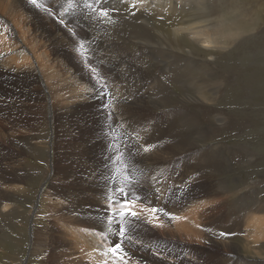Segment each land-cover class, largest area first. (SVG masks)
Masks as SVG:
<instances>
[{
  "label": "rangeland",
  "instance_id": "obj_1",
  "mask_svg": "<svg viewBox=\"0 0 264 264\" xmlns=\"http://www.w3.org/2000/svg\"><path fill=\"white\" fill-rule=\"evenodd\" d=\"M69 1H75L74 4L78 9L84 2ZM85 1L89 11L94 12L102 24L104 33L112 44H120L132 64L138 66L146 77L153 79L155 86L158 85L162 98L156 97L155 91L143 88L146 96L140 105L146 104L147 108H145L150 110L149 112L161 113L166 119L176 120L172 128L175 132L173 134H176L175 146L170 148L166 144L165 151H161L164 156L169 157L171 163L169 175L176 173L179 167L186 170L185 173L190 172L192 170L190 162H194L193 166L196 165L197 173L194 176H187L185 184L181 183L197 188L199 186L197 182L201 180L203 192L208 194H205L206 205L200 207L198 211L177 212V217L173 220H167L157 212L152 211L153 215L146 213L144 207L139 204L140 200L137 199V201L129 199L132 205L127 202L125 206L122 205L123 207L116 206L118 214L125 210L136 213L135 217L128 216L122 219L127 229L130 227L129 229L133 230L132 228L137 226L136 229L141 228L143 232L150 233L146 235V240L142 239L135 243L140 246L137 250L135 247L131 248V240L121 239L118 234L119 229L116 230L117 241L126 244V248L130 249V253L126 252L129 258L123 253L119 256L127 258V264L130 261L132 264H172L162 255L164 253L160 252L179 250H176L177 247L174 248L172 244V247L163 246L165 250L162 248L157 250L158 247L154 245L160 243L155 239H160L161 242L173 241L184 247L182 254L190 261L187 264H264V237L258 232L259 224L255 218V216L261 220L264 218V0H176L174 10L173 5L170 7L169 4L159 7V2L162 0H157L154 1L156 3L154 6L153 4L144 6L145 8H141L140 11L138 7H134L143 19H134L133 16L125 13L124 8L120 7L125 4V0H118L120 6L108 5L106 0ZM47 2L50 5L48 11H52L50 1ZM85 14L88 16V13ZM59 17L68 29L78 33V38L87 50L89 46L80 38L81 34L78 31L79 17L77 21L74 17L62 18L58 14ZM6 19L7 17L0 13L1 24L6 23L9 27L10 21ZM183 19L184 24H182ZM176 27H180L178 33L180 36L174 35L173 29ZM205 33L209 34L212 41L209 42L210 45L199 41L206 37ZM176 37L182 39V42L184 40L183 43L186 45L175 47ZM194 42L199 49L191 51L192 46H195ZM88 66L98 74V80L108 90L110 86L106 71L100 70L93 61H89ZM119 69L122 71V66ZM70 74L69 77L68 73L64 74L67 76L66 79L64 75L62 76V79L70 80V84L58 83V88L65 90L64 92L71 90L74 84L77 90L83 87L79 74L74 73L73 69ZM120 77L122 79L119 73L113 79L116 81ZM151 83L148 82L147 85L151 86ZM20 86L21 83L17 87ZM155 98L158 102L154 104ZM48 99L47 93L34 100L30 98L29 111L33 114H26L25 117L12 115L11 118L4 120L0 116L1 126L4 121L17 124V118L21 123V126L12 131L8 139L2 138L3 134L0 133V180L4 181L5 185L15 187L10 190L13 197L7 201L10 206L4 208L5 211H0L2 218L0 264H69L66 260L63 261L67 243L60 238L57 225L54 227L49 222V220L53 221L48 213L52 205L46 194L49 189L54 188L53 186H58L55 181L61 175L57 170L63 164L67 165L68 169H72L74 154L79 147L78 142L71 140L76 136L75 127H78L81 137L86 140L88 145L84 148L87 150L89 145L93 146L96 142L95 138L98 137L95 134L110 135L111 138L98 139L95 148L100 150L92 149L95 158L93 160L97 168L107 169L108 175L113 168L115 173V166H118L112 161L117 154H120L124 133L115 130L114 124H108L111 123V114H107L109 107L107 112L106 107L103 110L109 120L103 121L93 120L94 115L99 114L98 102L91 101L87 107L79 105L72 119L77 126L71 125L73 129L70 127L72 129L70 137L65 140L62 128L59 131L60 127H57L51 119L50 99ZM5 103L10 104L9 101ZM181 113L189 117V121L184 125L181 122L183 116L179 118ZM158 121H163V128L169 125V120L158 119ZM23 122L26 125H23ZM143 123L145 124V121L142 118L140 122L133 124L138 130L144 128V132L140 130V137L148 136L150 132L149 127L148 131H145ZM166 139L164 135L163 140ZM126 146L131 152L128 151V155L125 154L123 158L128 165L127 175L130 179L128 183L124 181L116 185L120 184L119 188L121 186V189H124L123 184L126 183L125 186H128L132 181L136 182L138 190H135L134 194L144 198L143 182L151 183L155 177L153 172L149 175L145 174L146 179L139 174L135 175V169L140 166L139 156L131 143ZM148 147L151 150L148 148L142 153L147 152L144 156H149L150 160L146 162L150 166L152 162L156 163L155 153L159 154L160 151L156 148L159 146L153 142ZM114 150L117 153L110 155ZM183 151L189 152L181 156ZM77 152L87 153L86 150ZM159 156L161 158L160 154ZM110 157L112 159H109ZM119 165L124 173V165ZM73 168L76 169L75 166ZM71 178L73 179L72 176ZM65 179L67 183L71 182L69 177ZM69 189L74 190L73 194L76 195L77 190L73 186L69 185ZM126 190L127 188L124 189V193ZM184 192L185 190L183 194ZM157 200L155 203L158 202ZM144 204L148 207L152 206L148 203ZM105 207L109 208L107 205ZM251 216L254 218L251 219ZM192 221L196 223V227H199V234L197 229L191 231ZM112 228L115 229L113 225ZM128 235L129 233L126 237ZM147 245L154 247L148 256L145 254L148 251ZM77 253L78 256L82 255L80 251ZM83 257L80 256V259H75L74 262L85 264L82 262L87 258ZM117 259L114 258L113 262L111 260L112 264H116L119 261Z\"/></svg>",
  "mask_w": 264,
  "mask_h": 264
},
{
  "label": "bare ground",
  "instance_id": "obj_2",
  "mask_svg": "<svg viewBox=\"0 0 264 264\" xmlns=\"http://www.w3.org/2000/svg\"><path fill=\"white\" fill-rule=\"evenodd\" d=\"M48 1H50L52 5V11H48L47 9L50 6L47 0H36L35 3H33V0H0V13L7 17L6 20L10 21L9 27H7L6 23L4 25L0 22V116L4 120H7L11 118L12 115H14V117H20L22 115L24 116L26 114H30L32 113L31 111H29L30 98L34 100L41 96L43 93H47L50 99L49 108L51 119L56 123L57 127H60L59 131H61L62 128L64 134L63 139L66 140L67 137H70L69 134L73 129L71 125L74 124L75 126H77L74 120H72L75 116V113H77V107L79 105H82L81 107H87L91 104V101H96L99 103L100 110L99 114L94 115L93 120L101 119L103 121H106L108 119L107 114H111V123H108L109 121L107 123L109 125L114 124L115 130H120L124 133V143L122 144V148L119 151L120 154H122L123 156L125 154L128 155V151L130 150H128L126 145L129 143H131V145L136 148L137 151L135 152L139 156L140 169H135V175L139 174L142 176V178H145V174L149 175L150 172H153V177H155L153 181L151 180V183L143 182V192L145 193L144 198L139 196V194H134V191L138 190V187L135 184L136 182L132 181L128 186L126 185L127 187L125 186L126 183L123 184L124 186L122 185V188H127L124 194L127 195L128 204H131L129 202V199L140 200L139 204L141 207H144L146 213L153 215L152 210L150 209H157V214H162L167 220L175 219L177 217V212L180 211H198L200 207L206 205L207 201L205 199V194L207 193H204L202 188L203 183L201 182V180L197 182L199 188H195V186L191 187V185L189 184H186V186L184 185L187 180L185 179L187 176H194V174L197 173V170L195 168L196 165L193 166L194 162H190V167H192V170H190V172L185 173L186 170L184 171L179 167L176 169V173H174L176 175H169V167L171 165L169 157L164 156L161 153V151H165L166 144L169 145L170 148L175 146L176 134H173L175 132L172 130V128L176 120L173 121L172 119H166L161 113L154 114L152 113L153 111L149 112L150 110L146 109V104L140 105V102H142V100H144L143 98L146 96V93L144 91L145 88L155 91L156 97L162 98L160 95V90L158 89V85L155 86L153 79L151 80L146 77L138 68V66L132 64L128 55L126 54V51H122V46L120 44H112V42L106 37L103 26L98 21V18L95 16L94 12L89 11L85 0H83L84 2L79 9L74 4V0V2H70L69 0ZM106 1L108 5L111 4L115 6L116 4L117 6H120L118 4V0ZM154 1L157 0H125V4L120 7L124 8L125 13L129 16H133L134 19H143V16H140L137 11H135L134 7H138L140 11V9L144 6L148 7V5L150 6L152 4L154 6L156 4ZM175 2L176 0H162L161 2H159V7H165L169 4L170 7H172L173 5L174 10ZM57 13L60 14L62 18L74 17L76 21L79 17L80 23L78 26V31L81 34L80 38L84 41L85 44L89 46L87 50L84 44L78 38V33L71 31V29H68L63 21H60L61 18H58ZM85 13H88V16ZM184 21L185 20L183 19L182 24H184ZM173 30L175 32L174 35L180 33V27H176ZM205 36L206 37L200 39L199 41L207 42L206 44L210 45L209 42L212 41H210L209 34L205 33ZM174 42H176L175 47H179L180 45L185 44L183 43L185 41L183 40L182 42V39H178V37L174 39ZM196 49L199 48L195 44V46H192L191 51H194ZM89 61L95 62L100 70H105L106 75L110 76H106L107 82L110 86L108 90L98 80V74H95L93 69H89ZM186 61L191 60L186 59ZM120 66H122V71H120L119 69ZM72 69L74 73L76 72L79 74V77L83 82V87L77 90V88H74V84L71 90L64 92L65 90L62 91L58 88V83L59 85L70 84L71 81L68 79L65 80L67 76H65L64 74L68 73L69 77L71 75L70 73L72 72ZM119 73L122 75V79L120 77L118 78L119 80L117 79L115 81V79L113 78H115L116 74L118 75ZM63 75L65 79H62ZM100 78L102 77H99V79ZM148 82H152L151 86L147 85ZM19 83H21V86L18 88L17 86ZM5 101H9L10 104H6ZM157 102L158 101L155 98L154 104ZM4 106H7V108H4ZM107 107H109L108 112L106 111ZM104 108L107 112L106 115L103 113ZM172 113L173 112H170V114ZM35 114L38 113L35 112ZM180 116L182 117L183 113L179 115V118ZM142 118L145 121V124L143 123L142 126L145 127V131H148L149 127L150 132L148 136L145 135L140 137L139 133L141 131L144 132V128L142 130L140 129V131L136 127H134L133 124L137 121L140 122ZM113 119L115 120L114 123ZM158 119L164 121L169 120V125L163 128V121H158ZM16 120L18 121L17 124H11L10 121H4L3 125H0V133L3 134L2 138L8 139L10 137V134L13 133L12 131L21 126V123H19V118H17ZM188 121L189 117L187 115H184L181 120L182 125L186 124ZM193 121H195V118ZM105 123L106 122H104V125ZM24 124L25 122H23V125ZM192 126L194 125L192 124ZM70 127L72 129H70ZM75 128H77L74 131L76 136L75 138H71V140L72 142H78L77 144L79 147L76 149L74 154L75 160L72 163V169H68L67 165L64 164L61 167L58 166L60 167V169L57 171L61 175L59 176V179L55 181V184L58 186L52 185L54 188L49 189V192L46 194L48 196L50 204L52 205V209L49 208L48 213L53 221L49 220V222H51L52 226L57 225L58 230H60V238L62 239V241L67 243V248L63 253V255L65 256V258H63V261L66 260V263L69 264H77L74 262V260H79L80 256L83 255L87 258L86 261H83L84 259L82 260V263L85 264H112L113 259H117L116 257H118L119 255L113 256L108 252V249L114 243H120L115 238V232H117L116 230L119 229V224L123 223L122 218L118 215L116 206L118 208L120 205L125 206L127 204L122 203L125 200V195L119 191V189H121V186L119 188L120 184L118 186L116 185L120 182L123 183L125 181L123 175L124 173L122 171L117 174L116 172L113 173L115 169L113 168L111 174L108 175L107 169L101 170L97 168L96 164L94 163L93 159L95 158H93L94 151H92V149L100 150V148H95V144L98 142V139L101 138L102 140H104V138H111L110 135L106 136V133L95 134V136L98 138H95L96 142L93 146L89 145V149L87 150L84 148L88 145L86 143V140L81 137L78 127ZM106 128L107 125L105 127V130ZM128 130L130 135L128 134ZM164 135H166L167 137L166 140H163ZM151 141L153 142V144L159 146L156 148H159L158 151H160L159 154L161 155V158H159V154L155 153L156 156L154 157V160L156 163H151L156 165L154 167H152L151 164L149 166L146 162L149 159V156H144L147 154V152L144 154L142 153L143 151H147L148 148L149 150H151V148L148 147V145L150 146V144H152ZM152 147H154V145H152ZM103 149H101V151H105ZM83 150H86L87 153L85 152L84 154V152H77ZM115 150L112 151V154L110 155H114L115 153H117V151ZM140 152L142 154L141 156ZM187 152L189 151H183L181 156ZM91 161L93 162V164H91ZM115 165H118L115 166L116 168H120L119 163ZM74 166L76 167V169L73 168ZM70 171H72L71 174ZM66 176L71 180L70 183L68 181L69 185L73 186L77 190L76 195L75 193L73 194L74 190L69 189V185L66 181L67 179H65L67 178ZM71 176L73 177V179L71 178ZM111 177H113V179ZM181 182H184V184ZM12 188L15 187L5 185L4 181L0 180V211H5L6 207L10 206L9 202L7 201L11 197H13L10 191L12 190ZM184 190L185 195L183 194ZM156 199H158L157 201L159 203H155ZM144 203H148L152 206L148 207V205H145ZM106 205L109 208L105 207ZM113 213H116L117 215L113 216ZM110 216L116 221L115 223L109 224ZM250 218L253 219L254 217L251 216ZM255 218L259 224L258 232L261 237H264V218H262V220L256 216ZM1 219L2 218L0 217V220ZM195 224L196 223L194 221L190 223V225H193L191 227L192 232L195 229L198 230L199 228L198 226L196 227ZM112 225L115 227V229L112 228ZM129 228V235L125 238L131 240V248L135 247L137 248V250H139L140 246L138 247L135 243H137V241L140 242V240L142 239L146 240V235H150V233L148 234L143 232L141 228L136 229L137 226L133 227V230ZM53 231L55 230L53 229ZM197 233H200L199 230L197 231ZM193 235L194 234H191V236ZM155 240L159 241L160 243L159 245H154L155 247H158L157 250L161 249L163 246L172 247L173 245L174 248L177 247L175 249L179 251L160 252L164 253L162 255L164 257H167L169 259L168 261L172 264H187L190 262L188 261L187 257L182 254V249L184 247H182L178 243L173 241L170 243L164 241L161 242L160 239ZM174 240L176 241V239ZM120 244L123 249V255L129 258V255L126 252H129L130 249L128 250V247L126 248V244ZM151 246L152 245H147L148 249L146 250L148 251H146L145 253L147 256L151 254L152 251L150 250H153L154 248H152ZM187 248L189 249V247ZM162 250L165 249L162 248ZM79 251L80 254L82 252V255L78 256L79 253L77 252ZM104 253H107V255H105ZM131 257L132 256H130V258ZM127 258L121 259L118 257L117 260L119 261L116 262V264H127ZM60 263H62L61 260ZM128 264H132L131 261Z\"/></svg>",
  "mask_w": 264,
  "mask_h": 264
},
{
  "label": "snow or ice",
  "instance_id": "obj_3",
  "mask_svg": "<svg viewBox=\"0 0 264 264\" xmlns=\"http://www.w3.org/2000/svg\"><path fill=\"white\" fill-rule=\"evenodd\" d=\"M36 0H33V3H35ZM106 14V13H105ZM147 150V149H146ZM109 159H112L111 157ZM112 163L115 164H122L124 165V180L126 182L129 181V176L127 175V171H128V165L125 163L124 159H123V155L122 154H117L115 159L112 161ZM116 172L120 173L121 169L120 168H116ZM119 191L124 194V189H119ZM125 195V200L122 203H127V195ZM153 212L158 211L157 209H152ZM113 216L117 215L116 213L112 214ZM122 219H126L128 216H132L135 217L136 213L135 212H129L127 210H125L124 212H121L118 214ZM116 221L110 216L109 218V224L115 223ZM110 230V229H109ZM128 234V229L125 226V224L121 223L120 227H119V235L121 237V239H124L126 237V235ZM221 235H225L224 233H221ZM108 252L111 253L113 256H118L120 253L123 252V249L121 247L120 243H114L111 247H109ZM105 255H107V253H104ZM119 258H123L122 256H119Z\"/></svg>",
  "mask_w": 264,
  "mask_h": 264
}]
</instances>
